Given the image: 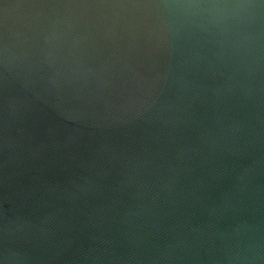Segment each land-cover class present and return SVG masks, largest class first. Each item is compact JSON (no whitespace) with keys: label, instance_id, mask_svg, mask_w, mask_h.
<instances>
[{"label":"water","instance_id":"95a60500","mask_svg":"<svg viewBox=\"0 0 264 264\" xmlns=\"http://www.w3.org/2000/svg\"><path fill=\"white\" fill-rule=\"evenodd\" d=\"M70 2L99 0H0V264H264V69L85 18L51 48ZM57 67L83 74L60 98Z\"/></svg>","mask_w":264,"mask_h":264},{"label":"clouds","instance_id":"9594fccd","mask_svg":"<svg viewBox=\"0 0 264 264\" xmlns=\"http://www.w3.org/2000/svg\"><path fill=\"white\" fill-rule=\"evenodd\" d=\"M61 7L63 14H54L44 35L51 48H55L66 38L68 31L85 18V29L90 27L94 35L115 37L118 31H123L133 39L143 37L158 48H171L180 41L193 46L209 45L215 59L222 66L230 67L233 75L247 77L264 69V0H99L92 4L70 2ZM62 24L64 28H61ZM87 36L88 33L73 37L72 47ZM4 51L0 49V64L6 63ZM16 60L13 56L12 61ZM82 75L78 68H55L48 81L52 93L60 98V94L68 86H75ZM136 83L139 85V81ZM144 110L145 102L130 95L120 116L114 115L113 119L135 118ZM234 131L235 126L230 134ZM226 145V138L221 137L219 147L222 152ZM257 247L264 248V235L258 243L248 244L245 252ZM167 255L166 252L165 258ZM255 258V255L243 257L245 260Z\"/></svg>","mask_w":264,"mask_h":264}]
</instances>
